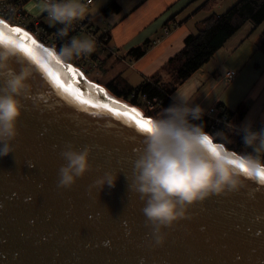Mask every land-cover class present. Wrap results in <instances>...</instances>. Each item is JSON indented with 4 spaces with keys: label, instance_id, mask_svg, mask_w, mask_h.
<instances>
[{
    "label": "water",
    "instance_id": "obj_1",
    "mask_svg": "<svg viewBox=\"0 0 264 264\" xmlns=\"http://www.w3.org/2000/svg\"><path fill=\"white\" fill-rule=\"evenodd\" d=\"M0 21L25 29L43 45L37 50L58 51L23 24L7 17ZM64 63L83 73L76 86L86 94L87 82H94L153 117L90 78L82 66ZM11 64L17 71L22 64L31 68V88L22 97L15 151L0 156V264H264V224L253 221L264 212V198L252 202L246 194L264 188L258 178L245 176L239 190L195 202L190 208L194 215L166 227L165 242L152 247L142 212L146 201L129 187L147 134L123 118L72 101L23 53ZM68 141L78 149L93 146L92 167L64 188L58 173L66 163L61 151ZM109 171L116 172L114 186H92Z\"/></svg>",
    "mask_w": 264,
    "mask_h": 264
},
{
    "label": "clouds",
    "instance_id": "obj_2",
    "mask_svg": "<svg viewBox=\"0 0 264 264\" xmlns=\"http://www.w3.org/2000/svg\"><path fill=\"white\" fill-rule=\"evenodd\" d=\"M42 10L47 11L50 21L58 23L60 36L67 35L73 21L85 13L81 0H43ZM52 50V49H51ZM95 50V41L90 36H73L58 51L52 50L63 62L89 55ZM39 57L47 60L48 49L36 50ZM22 53L17 43H0V156L15 151L14 141L19 136L18 119L24 104L22 97L30 94L31 68L22 64L20 70L11 64L12 57ZM173 102L151 117V131L145 146L134 162V178L129 185L140 194L146 203L142 212L151 228L152 247L162 245L168 233L166 227L194 215L190 208L212 194L239 190L245 176L264 173V126L254 127L251 120L241 125L228 121L227 130L215 134L205 130L203 122L195 123L205 109L194 98L183 92L173 94ZM239 130L242 136V151L239 156L231 150L214 151L210 138H220L222 145L233 143L231 132ZM92 145L76 148L71 141L61 151L66 163L59 168L58 185L71 187L78 177L91 167ZM251 148L252 151H248ZM233 160L243 163L248 175L234 166ZM116 172L109 171L93 182L92 186H114ZM98 199V197H97Z\"/></svg>",
    "mask_w": 264,
    "mask_h": 264
},
{
    "label": "crops",
    "instance_id": "obj_3",
    "mask_svg": "<svg viewBox=\"0 0 264 264\" xmlns=\"http://www.w3.org/2000/svg\"><path fill=\"white\" fill-rule=\"evenodd\" d=\"M111 1L92 0L87 3V0H81L85 6V13L78 20L85 22L88 29L80 33L79 30L73 32L71 37L85 35L92 37L91 32L99 37L107 33L108 37L102 41L103 43L96 40L95 50L91 54L76 58L77 65L84 66L88 73L103 76L104 81L100 82L106 86L116 78H122L130 85L136 86L159 72L163 64L182 50L187 35L193 32L190 19L196 16L197 8L194 7L196 0H116L119 9L104 13L103 8ZM42 3L43 0H25L23 8L29 20L39 17L51 26L47 11L41 8ZM167 27L169 33H165ZM254 28L255 25L247 21L235 31L223 46L215 51L204 67L191 75L197 92L193 95L188 94L195 99L194 103L200 104L205 109L204 113L211 117L221 112L229 114L228 111L236 108L240 102H247L249 106L240 121H235L236 114L232 115V118L229 115L230 121L241 125L251 120L254 127H260L264 126V55L256 52L252 56L255 58L253 60L251 57H240L237 54L234 58V53ZM144 45H148V49L142 55L136 56L131 52L133 48ZM226 63L232 67L225 71L223 80L230 90L235 88L234 98L228 101L227 95L222 97L215 94L208 99V95L201 92H204V87H211V84L217 81L216 70ZM248 64L253 70L252 83L247 87L241 83L249 78L247 70L244 72ZM174 93L175 91L172 97ZM242 144L243 141L239 144V153L244 151ZM248 151L252 149L249 148Z\"/></svg>",
    "mask_w": 264,
    "mask_h": 264
},
{
    "label": "trees",
    "instance_id": "obj_4",
    "mask_svg": "<svg viewBox=\"0 0 264 264\" xmlns=\"http://www.w3.org/2000/svg\"><path fill=\"white\" fill-rule=\"evenodd\" d=\"M211 0H203L197 9L206 7ZM119 4L116 0H112L103 8L104 13L112 10H118ZM39 18V17H38ZM40 19V18H39ZM42 21V20H41ZM250 21L255 26L264 22V0H238L231 7L222 13H211L204 20H201L200 27L197 32H191L185 39V45L181 51L171 57L162 67L159 72L152 75L150 78L143 80L139 85L132 86L125 82L122 78H116L107 84V87L118 96L125 97L137 105L145 106L146 102L142 99L145 94L149 99L157 97L155 108L147 109L146 114L155 116L165 106L170 105L172 100V93L178 86L191 77V75L201 68L214 55L215 51L219 49L226 40L237 31L245 22ZM45 28L52 32L58 27V23L54 26H49L42 21ZM78 30L71 29L66 36L64 43L67 42L73 32ZM258 43L256 50L264 53V27L258 30ZM148 49V45L143 47L133 48L131 52L136 56L142 55ZM78 64L76 58L72 60ZM222 105V103H220ZM248 107L247 102H240L236 108L229 110V114L225 112L219 113L216 116L229 117L234 114L242 117ZM230 115V116H229ZM213 117L204 113L200 120L195 123L203 122L205 130L207 131ZM223 130H227L225 127ZM233 143L226 146L240 151L239 144L242 142L243 133L239 130L231 132ZM215 140L219 141L217 137Z\"/></svg>",
    "mask_w": 264,
    "mask_h": 264
},
{
    "label": "snow or ice",
    "instance_id": "obj_5",
    "mask_svg": "<svg viewBox=\"0 0 264 264\" xmlns=\"http://www.w3.org/2000/svg\"><path fill=\"white\" fill-rule=\"evenodd\" d=\"M6 41L17 43L22 53L45 73L51 84L60 89L72 101L79 105H87L96 110H104L115 117L123 118L129 124H134L143 133L148 134L151 131V117L146 118L137 108L115 99L101 85L94 82H87L89 89L86 94L85 90L76 86V79L83 76L82 72L70 64H65L56 57L51 49H48L47 60L41 59L36 50L42 48V44L25 29L18 26H10L5 21H0V43H5ZM99 93L103 94L104 99L94 98ZM205 139L209 140L210 146L214 151L223 150L222 145L214 143L210 138L206 137ZM233 164L248 175V170L243 163L233 160ZM249 177L258 178L260 184L264 185V173H258L255 176L249 175ZM246 194L250 201L255 202L264 198V188L256 193L247 191ZM253 221L264 224V212L254 216ZM104 243L109 244V241L105 240Z\"/></svg>",
    "mask_w": 264,
    "mask_h": 264
},
{
    "label": "rangeland",
    "instance_id": "obj_6",
    "mask_svg": "<svg viewBox=\"0 0 264 264\" xmlns=\"http://www.w3.org/2000/svg\"><path fill=\"white\" fill-rule=\"evenodd\" d=\"M202 1L203 0H196L195 3H194V7L198 8V6L200 5V3ZM236 1H238V0H211L208 6L197 9L195 18L190 19V23L192 24L193 32H197L198 31V28L201 25V23H199V22L201 20H204L207 16H209L213 12L214 13H222V12L226 11ZM48 21L50 22L51 26L56 24V23L51 22L50 18H49ZM196 23H197V25H196ZM263 27H264V22L261 23L258 26H255L253 32H251V34H249V36H247L245 42L234 53L235 54L234 58H236V54H237L240 57H245V56L251 57L250 59L253 60L255 58H252V56H254L256 52H259L258 54L264 55V53L262 51H256L257 43H258L257 42V39H258L257 38V31L261 30ZM80 32H83V30H79V33ZM253 50H255V52H253ZM231 58H233V56ZM227 63L226 64H222V65H220L217 68L216 73H215L217 81H215V83L211 84V87L210 86L209 87H204V92H201V93H204V94L208 95V99L211 96H214L215 94H219V95H222V97H226V95H227V100L228 101H232L233 100L235 88L230 90V87H228V85H226L225 81L223 80V75H224L225 71L227 69H229V67H232V66H229V65L227 66ZM250 64H252V63L250 62ZM204 65H203V67H204ZM160 70H161V68H160ZM245 70H247V72L249 74V78H248V80L246 82L245 81L242 82L241 85L242 86L243 85L244 86L247 85V87H248L252 83L251 72L253 70V67L248 64L245 67L244 72H245ZM86 72H87V75L90 78H92L94 80L104 81L103 76H100V75L97 76V75H95V74H93L91 72L88 73L87 69H86ZM194 83H195V81H194L193 77H190L188 80H186L185 82L181 83L178 86V88L175 90V92L183 91V92H185L187 94L188 93H192V95H193V94H195L197 92V89L194 88ZM230 92H232V95H230ZM138 106H140L145 112L147 111V109L152 110V109L155 108V106H153V107L147 106V103H146L145 106H142V105H138ZM234 119H235V121L239 122L241 117L236 115L234 117ZM228 121H230V119L226 120V123H224V127L223 128H221L219 126V131L223 130L225 127H227ZM209 128H210V126H209ZM209 128H208L207 132L209 131Z\"/></svg>",
    "mask_w": 264,
    "mask_h": 264
},
{
    "label": "built area",
    "instance_id": "obj_7",
    "mask_svg": "<svg viewBox=\"0 0 264 264\" xmlns=\"http://www.w3.org/2000/svg\"><path fill=\"white\" fill-rule=\"evenodd\" d=\"M91 1L92 0H87V3ZM24 3L25 0H0V17H7L15 23L23 24L39 39L48 43L49 45L54 46L57 50H59L60 47L64 44V40L71 29H75V30L88 29L86 28L85 22L75 20L69 26V31L65 36H60L58 34V29L61 27L60 24H58V27L54 31L49 32L43 25L41 19H39L38 17L29 20V16L27 15V13L23 8ZM91 31L92 30H90V32ZM165 33H169L168 27L165 29ZM91 35L95 42L97 40L100 41L101 43H103L102 41L108 37L107 33H103L101 37L96 36L93 32H91ZM82 67L84 68V66ZM142 99L145 102L147 101L146 103L147 106L149 107H153L158 100L157 97H153L152 99H149L145 94L142 96ZM225 117L226 116H214L208 132L215 134L216 132L219 131V126L223 128L224 123H226L227 120Z\"/></svg>",
    "mask_w": 264,
    "mask_h": 264
}]
</instances>
